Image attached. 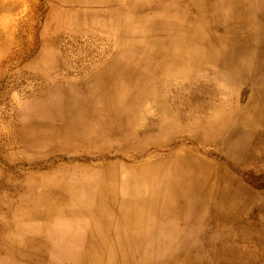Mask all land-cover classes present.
Returning <instances> with one entry per match:
<instances>
[{
    "label": "bare ground",
    "instance_id": "1",
    "mask_svg": "<svg viewBox=\"0 0 264 264\" xmlns=\"http://www.w3.org/2000/svg\"><path fill=\"white\" fill-rule=\"evenodd\" d=\"M23 5L25 46H34L44 9L45 28L69 31L65 45L60 32L48 42L41 33L43 51L28 67L42 64V74L30 73L42 91L3 144L9 164L54 156L3 171L0 254L8 264H264V228L246 218L253 206L264 214V194L184 143L214 146L238 166L259 162L260 134L246 145L241 126H264V0ZM89 54L95 63L68 78ZM243 85L248 102L234 106Z\"/></svg>",
    "mask_w": 264,
    "mask_h": 264
},
{
    "label": "rangeland",
    "instance_id": "2",
    "mask_svg": "<svg viewBox=\"0 0 264 264\" xmlns=\"http://www.w3.org/2000/svg\"><path fill=\"white\" fill-rule=\"evenodd\" d=\"M21 1V3L14 5L15 7L10 8V0H2L0 3V183L4 182V184L6 181L4 177L5 172L3 171H7L8 173L10 172L12 174H15V172L18 171L24 172L27 169L35 167L38 165V163H42L45 160H52L54 158V156H52L53 158L47 156L33 158L31 161L25 160L24 158L22 160L19 158L14 163L9 164L7 159L3 158L2 152L4 150L3 144L6 143V133L8 129H10V122H20L23 116L22 113L27 105V101L37 96L42 91V89H40L41 82L39 84V81L32 79L30 74L31 72L42 74L44 71L42 64H40L41 66L39 65L37 67H28V65L37 59L43 51L42 48L44 46L41 45V33H45V37L48 42L54 40V36L60 32L59 34H62L60 41L63 45H65V43H67V36L64 34H67V31H69L67 28H60V30H58L55 28L54 22L45 28V16L47 14V10L44 9V12L41 14L39 12L37 14L34 21L36 29L34 46L30 48L25 46L24 32L19 25L24 23L28 9L23 5V0ZM38 2L45 5L46 8L47 0H38ZM151 12L156 13L157 11H148V13ZM73 29L74 27L72 26L70 30ZM89 37L90 43L99 44L100 46L105 44L104 46H106V43L99 41L97 37ZM21 38L23 41L20 40ZM94 38L98 39V41H96L97 43L93 41ZM79 40V43H83L85 38L80 37ZM21 50H26L27 53L24 54L22 58L16 57V54ZM95 60H97V57L91 54L78 59L74 70L71 71V73L68 75V78L76 77L81 71L80 69L84 68V66L88 67V65L91 63H95ZM56 75L59 77H67V74L65 75L61 72H56ZM250 92L249 86H241L234 106L238 104L245 106L248 102ZM238 116L236 119L234 118L233 123V125L236 123V128L239 125L238 121L240 120V117H243V113H238ZM241 131H243V136L247 138L245 140L246 145L252 144L253 141H255V134L257 137L256 140L259 139L258 134H260L261 140L259 142V149L261 156L259 162L246 159L243 160L244 162L238 166L232 159L224 156L223 150H218V148L216 149L214 146L202 144L195 140L188 139H186L184 143H186V146L192 147L196 151H200V154L203 153L202 151L204 150L210 158L225 164L231 170L232 174L238 180H240L245 187L256 193L264 194V126L260 125L252 129L241 126ZM174 147L175 145L173 144L164 147L162 152L172 151ZM5 151L7 154H10L11 152V154H13L14 150L6 148ZM28 154H31V151H29ZM65 157L67 158L70 156L65 155ZM4 191L5 189H0V197ZM0 214H2V212H0ZM246 218L250 219L256 224H259L258 228H264V214L262 215L259 209H257L255 206L249 208ZM202 226L207 235L214 236V233H216L217 226L214 223L206 220ZM236 243L238 246L247 245V243L240 242L239 240H237ZM211 245H213V243L206 244V252L214 249ZM0 260H3V263L0 264H8L4 254H0Z\"/></svg>",
    "mask_w": 264,
    "mask_h": 264
}]
</instances>
